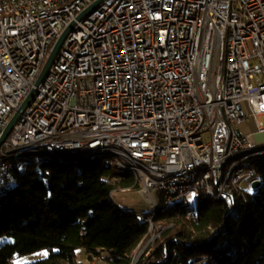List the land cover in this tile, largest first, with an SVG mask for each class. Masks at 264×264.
<instances>
[{
    "label": "built area",
    "instance_id": "1",
    "mask_svg": "<svg viewBox=\"0 0 264 264\" xmlns=\"http://www.w3.org/2000/svg\"><path fill=\"white\" fill-rule=\"evenodd\" d=\"M96 1L0 0V10L18 12V20L0 21V133L62 32ZM260 116L264 0H104L77 22L0 159L29 143L126 144L160 171L183 169L186 176L197 161L217 170L229 151L260 145L254 134L235 129L256 119L264 133ZM231 170L235 182L253 173H235V164ZM175 180L153 181L145 173L139 195L147 206L154 198L172 199L160 188ZM203 191L219 194L203 176L178 196Z\"/></svg>",
    "mask_w": 264,
    "mask_h": 264
},
{
    "label": "trees",
    "instance_id": "2",
    "mask_svg": "<svg viewBox=\"0 0 264 264\" xmlns=\"http://www.w3.org/2000/svg\"><path fill=\"white\" fill-rule=\"evenodd\" d=\"M42 161L16 163L0 198V264L44 249L30 264H78L79 249L91 262L106 253L109 264H264V155L249 166L262 186L237 197L239 211L204 195L196 222L175 202L152 227L115 203L113 192L135 180L112 159Z\"/></svg>",
    "mask_w": 264,
    "mask_h": 264
},
{
    "label": "bare ground",
    "instance_id": "3",
    "mask_svg": "<svg viewBox=\"0 0 264 264\" xmlns=\"http://www.w3.org/2000/svg\"><path fill=\"white\" fill-rule=\"evenodd\" d=\"M76 1V0H68ZM47 10H55V3H47ZM85 9H80L76 13V20L79 14ZM89 15L80 20L85 21ZM18 20V12L14 9L0 10V21ZM264 154V145H245L237 151H229L224 155L220 162L215 166L208 161H197L196 164L189 170V174L184 176L183 169L159 170L155 164H149L142 157H139L126 144H110L95 142L84 147H57L51 146V143H29L25 144L20 150H9L6 155L0 159V198L8 192L7 183L11 178L13 168L18 159L23 156H38L39 159H59V160H76L79 158L103 157L111 158L114 161L115 169L120 174L130 175L135 180V188H139L138 194H143L144 183L142 179L145 173L153 181H164L168 178L176 179L169 187L160 188V195L172 197V199L154 198L152 206H147V212L139 214L140 220L146 222L147 213L151 214V222H153L154 214L161 210L167 209L175 202L181 203L186 210V215L189 220L196 222L200 215V205L204 195L215 200H225L231 209L237 205L236 199L238 196L245 198L246 192L242 190L241 185L247 179L251 180L248 183V189L253 188V183L259 180L254 177V174H240L239 182L234 181V170H231L235 164V173H244L249 169L252 160ZM125 161L127 164H125ZM251 170V169H250ZM207 179V185L212 186L216 191H203L193 197L178 196L180 190L190 192L195 185L198 184L200 177ZM240 185V186H239ZM224 188V189H223ZM152 227V226H151ZM211 261L207 259L202 264Z\"/></svg>",
    "mask_w": 264,
    "mask_h": 264
},
{
    "label": "rangeland",
    "instance_id": "4",
    "mask_svg": "<svg viewBox=\"0 0 264 264\" xmlns=\"http://www.w3.org/2000/svg\"><path fill=\"white\" fill-rule=\"evenodd\" d=\"M243 107H244L245 111L247 112V114L249 115L250 111L248 109L247 103H244ZM259 120H260L259 121L260 126L264 127V117L260 118ZM252 121L255 123V125H257L256 119H254V120L252 119ZM250 125L251 124H249L248 122H244L243 124L238 125L235 128L238 129V133L245 136V135H247L253 131V129H252L253 127L251 128ZM206 139H207V141H209L208 136H206ZM257 141H258V144L264 145V133L259 134ZM102 159L104 161L111 160V158H107V157L105 159L103 157H92V158H89L88 161L91 163H95V162H98ZM54 160H55V162L59 161V159H54ZM33 162L40 164V163H43L44 161L39 159L38 156H23L20 159H18L16 163L18 165H25V164H29V163H33ZM67 162L71 163L72 161L68 160ZM250 180H251L250 178H247L241 185L242 190L245 191L247 194L253 193V191L251 189H248V183ZM138 190H139V188H135V187L116 190L113 192V199H114L115 203L123 211H126L128 213H132L135 215L142 214L144 212H147L148 207H147L144 199L138 194ZM240 209H241V206L238 204L237 205V211H239ZM155 238H156V236H154L148 242V244L144 247L143 250H145L148 246H150V244H152V242L155 240ZM48 256H49V250L44 249V250H40V251H37V252L32 253V254L16 257L14 259V262H16L17 264H30V263L35 262V261L43 260V259L47 258ZM77 261H78V264H109L108 260H107L106 253H104L102 257L95 258L94 262H91L90 259L88 258V255H87L85 249H79L77 251Z\"/></svg>",
    "mask_w": 264,
    "mask_h": 264
},
{
    "label": "water",
    "instance_id": "5",
    "mask_svg": "<svg viewBox=\"0 0 264 264\" xmlns=\"http://www.w3.org/2000/svg\"><path fill=\"white\" fill-rule=\"evenodd\" d=\"M104 0H98L94 4H92L90 7L85 9L81 14L78 15L77 20L70 23V25L62 32L58 40L56 41L55 45L53 46L36 82L34 88L29 92V94L26 96L24 101L21 103L19 108L14 112L11 119L5 126V128L0 133V149L4 145V143L7 141L9 136L11 135L13 129L17 125V123L20 121L22 115L25 113L27 108L31 105V103L34 101L35 96L38 93L39 88L44 84L47 76L49 75L51 68L53 64L55 63L63 44L65 43L68 36L75 30V27L77 25V22L86 18L88 15L93 13L98 6L103 2ZM262 186L261 180H256L253 183V189H259ZM136 264V262L134 263Z\"/></svg>",
    "mask_w": 264,
    "mask_h": 264
},
{
    "label": "crops",
    "instance_id": "6",
    "mask_svg": "<svg viewBox=\"0 0 264 264\" xmlns=\"http://www.w3.org/2000/svg\"><path fill=\"white\" fill-rule=\"evenodd\" d=\"M264 116H260L259 118H258V123H259V119L260 118H263ZM254 120V119H253ZM249 124H251L250 126H251V128L253 129V131L251 132V133H249V134H247V135H250V134H254V137H255V139L257 140V138H258V136H259V134H261V133H258V127H257V125H255V123L252 121V119L251 120H249V121H247ZM236 129V131L238 132V129L237 128H235ZM240 134V133H239ZM13 264H17L16 262H13Z\"/></svg>",
    "mask_w": 264,
    "mask_h": 264
}]
</instances>
